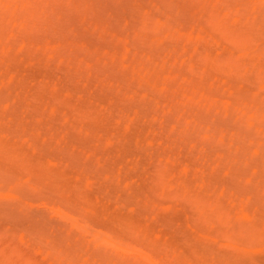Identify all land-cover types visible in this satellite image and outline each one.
Here are the masks:
<instances>
[{
    "label": "rangeland",
    "instance_id": "rangeland-1",
    "mask_svg": "<svg viewBox=\"0 0 264 264\" xmlns=\"http://www.w3.org/2000/svg\"><path fill=\"white\" fill-rule=\"evenodd\" d=\"M0 264H264V0H0Z\"/></svg>",
    "mask_w": 264,
    "mask_h": 264
}]
</instances>
